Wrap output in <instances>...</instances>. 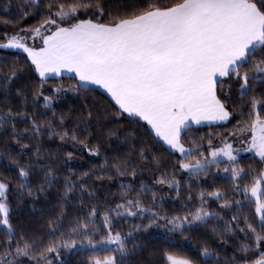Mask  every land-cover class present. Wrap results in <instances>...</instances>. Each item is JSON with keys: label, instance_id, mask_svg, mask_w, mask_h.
<instances>
[{"label": "snow or ice", "instance_id": "snow-or-ice-1", "mask_svg": "<svg viewBox=\"0 0 264 264\" xmlns=\"http://www.w3.org/2000/svg\"><path fill=\"white\" fill-rule=\"evenodd\" d=\"M3 7L10 11L13 0ZM15 10L36 21L0 40V49L26 54L23 64L0 62V167L15 170L0 175V264H68L66 254L81 251L91 253L88 264H131L146 247L138 233L155 226L168 237L187 238L193 225L211 233L196 249L198 258L163 249V264H264V166L246 168L239 155L252 151L264 165V0H16ZM65 72L74 83L53 82ZM97 89L107 94L108 106L85 97ZM41 97L46 111H30ZM237 107L241 120L227 136L187 135L193 125L229 121ZM45 135L102 156V165L75 178L71 168L64 175L61 164L74 153L53 155L41 144ZM112 138L127 151L103 155L101 142L90 143ZM164 152L178 158L163 164ZM144 172L153 173L154 183L141 180L137 189ZM178 172L195 180L182 188ZM113 173L132 180L119 181V203L99 210L107 196H96L102 185L93 177L111 180ZM210 173L227 174L230 186L201 187ZM10 180L21 200L56 189L58 211L41 229L14 225ZM163 186L177 197L187 192L183 211L163 208L169 194ZM86 199L97 204L69 220L67 206ZM124 217L146 222L125 230L116 226ZM230 244L229 257L223 250Z\"/></svg>", "mask_w": 264, "mask_h": 264}, {"label": "trees", "instance_id": "trees-1", "mask_svg": "<svg viewBox=\"0 0 264 264\" xmlns=\"http://www.w3.org/2000/svg\"><path fill=\"white\" fill-rule=\"evenodd\" d=\"M6 0H0V16H3L7 19L14 20L15 23L6 24L0 21V40L3 39V33L8 32L11 33L14 29L23 27L25 25L33 24L36 21V17L29 16L25 19H20L16 14L15 4L16 0H13V7L10 11L4 10V4ZM26 54L18 53L16 51L2 50L0 49V62L4 66H7L13 62H19L23 64L25 62ZM58 80H63L65 85L69 83H74L75 79L70 78V76L55 78L53 82H57ZM259 88V86H257ZM50 88V85H45V94H50L47 89ZM85 97L88 100L96 99L101 102L102 105L108 106V98L107 95L97 89L91 93H85ZM235 95V90H234ZM69 99H75L71 95ZM229 103L239 105L241 102L238 99H233L229 101ZM67 104H57L58 108H66ZM35 107L36 111H46L43 109V98L41 97L39 101L36 102L35 106L33 104H29V110H33ZM246 112L247 109L245 108ZM241 120L240 108L237 107L236 111L232 118H230L229 122L226 124H218V125H210L207 127H196L191 128L187 133L188 136L192 138H198L200 136H207L209 133H220L223 136H227L229 132L234 131L238 127V121ZM71 121V117L66 121V124ZM23 124L18 125V127H23ZM99 136H104L106 133L98 134ZM231 138V137H229ZM214 139H219V137H215ZM115 138H112L111 141L104 143L102 140H91V144H95L97 142H101L103 145L102 153L103 155L112 154L114 149H119L116 151L115 155H122L124 151H127L125 145H117L115 142ZM41 144L45 149H49L53 155H61L65 152L71 151L74 153V156L71 160H68L66 163L61 164V169L64 175L68 174V169L71 168L74 170L73 178L80 175L82 172H86L91 169L94 165H102L103 158L102 156H94L88 153L85 149H83L80 145H74L71 141H60L58 137H48L45 135L41 139ZM178 156H169L167 152L163 153L162 163L169 165L173 163ZM63 159V157H62ZM139 163V161H137ZM240 163L244 165L246 168L251 166L256 169L262 167L260 159L256 156L254 157H243L240 159ZM216 170L213 168L212 172ZM0 175L2 176H13L15 175L14 169H9L5 167H0ZM178 178L181 179L182 188L187 187V181L195 180V177L189 178L186 173L178 172ZM153 176L152 172H144L138 173L136 178V188H139V181L143 180L146 183L153 184L154 181L150 179ZM227 174L217 173L216 175H212L211 173L207 177H201L200 186L207 188L209 190L214 186H223L229 187L228 180L226 178ZM36 178H33V182H35ZM61 182L63 181V176L60 177ZM87 179V178H85ZM124 180L125 182H129L132 180L131 177H116L113 173V177L109 180L105 177L102 181H96L93 177V182L95 185H102V187L96 188V196L101 200H104V196H107V200L104 203L97 204L96 200H85V204L81 206L80 204L73 202L71 205H68L67 216L69 220L77 215H84V211L81 209H87L88 206L92 204H97L99 210H102L107 204H111V206H115V203H119V195H120V187L119 181ZM16 180H10L11 190L9 191V199L13 202V206L16 208V211L13 214V223L18 228H24L28 232H32L34 230H39L45 224V219L49 215H54L56 211H58V201L57 191L55 188L48 190L47 197H39L36 201H32L30 197L25 196L21 199L17 198V194L15 192ZM59 187V186H57ZM155 189L160 192L161 186L154 185ZM193 189H197V185L193 184ZM163 192L169 193L164 197L163 208L167 210L169 213L174 211H183L185 205L181 203V200L187 196V192H182L180 197L176 196V193L169 189L167 186H163ZM162 194V193H161ZM146 200L150 199V194L145 197ZM210 206L213 209L219 210L217 207V203L210 201ZM35 205V206H34ZM190 206V205H189ZM159 210V207L157 208ZM128 221L127 217L122 218L121 223L116 226L119 228H123L125 230L129 229L132 224L146 222L142 221L140 218H132L131 221ZM97 224L101 225L102 221L98 218ZM115 222V221H114ZM210 223H215V221H210ZM207 226H200L197 228L193 225V230L189 231L188 237H182L179 234H174L171 237L166 235V231L164 228H156L153 226L147 232L138 233V236L142 237V245L146 243V247H143V250L138 254L134 255L131 258V264H163L161 250L163 249H171L172 251L191 256L193 258H198V253L196 249L200 247L201 241L204 238L211 237L210 231H206ZM3 227L0 226V237L3 236ZM46 235V232L44 233ZM242 238V237H241ZM191 240V242H189ZM213 247H217V245L213 244ZM218 250H220L218 248ZM225 255L231 256L233 253V248L231 244L223 250ZM90 252H77L75 254L69 253L66 254L65 258L68 261V264H88V260L90 257ZM27 259V258H25Z\"/></svg>", "mask_w": 264, "mask_h": 264}, {"label": "rangeland", "instance_id": "rangeland-1", "mask_svg": "<svg viewBox=\"0 0 264 264\" xmlns=\"http://www.w3.org/2000/svg\"><path fill=\"white\" fill-rule=\"evenodd\" d=\"M2 50L16 51V52H18V53L25 54V53H23L22 50H19V49H11V48H9V49H2ZM101 91H102V90H101ZM239 155H240V159L243 158V157H254V156L258 157V156H257L254 152H252V151L241 152ZM258 158H259V157H258ZM2 227H3V226H2Z\"/></svg>", "mask_w": 264, "mask_h": 264}, {"label": "crops", "instance_id": "crops-1", "mask_svg": "<svg viewBox=\"0 0 264 264\" xmlns=\"http://www.w3.org/2000/svg\"><path fill=\"white\" fill-rule=\"evenodd\" d=\"M66 76H70V74L69 73H67V72H65L64 74H62V76H60V77H66ZM60 77H58V78H60ZM93 87H95V86H93ZM100 90H102V89H100ZM103 91V90H102ZM106 94V93H105ZM107 95V94H106ZM229 121H226V122H212V123H204V124H200V125H193V127L192 128H196V127H207V126H210V125H218V124H226V123H228Z\"/></svg>", "mask_w": 264, "mask_h": 264}]
</instances>
